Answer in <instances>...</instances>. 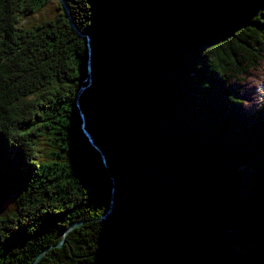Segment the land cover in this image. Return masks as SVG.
<instances>
[{
  "label": "trees",
  "instance_id": "16d2710c",
  "mask_svg": "<svg viewBox=\"0 0 264 264\" xmlns=\"http://www.w3.org/2000/svg\"><path fill=\"white\" fill-rule=\"evenodd\" d=\"M262 84L264 0H0V264H264Z\"/></svg>",
  "mask_w": 264,
  "mask_h": 264
},
{
  "label": "rangeland",
  "instance_id": "374dc122",
  "mask_svg": "<svg viewBox=\"0 0 264 264\" xmlns=\"http://www.w3.org/2000/svg\"><path fill=\"white\" fill-rule=\"evenodd\" d=\"M261 97L264 102V84L261 87ZM263 103H259V106ZM242 198L238 203V209L240 210V218L234 221L235 225L231 230V238L235 247L239 245H250L255 241L262 242L264 244V224L262 222L256 223L255 218L259 216L257 208H255V203L253 201V196L251 190L243 185L241 189ZM12 196L10 197L5 208L1 211L7 209L11 206ZM250 210H253L252 212Z\"/></svg>",
  "mask_w": 264,
  "mask_h": 264
},
{
  "label": "water",
  "instance_id": "95a60500",
  "mask_svg": "<svg viewBox=\"0 0 264 264\" xmlns=\"http://www.w3.org/2000/svg\"><path fill=\"white\" fill-rule=\"evenodd\" d=\"M61 2H63V0H61ZM63 7H64L65 12L68 13V7L66 6V4L63 3ZM88 64L91 65V64H90V60L88 61ZM90 140H92V139L90 138ZM101 156H102V158L104 159V155H103L102 153H101ZM103 161H104V160H103ZM110 209H111V206H110L109 210H110ZM110 211H111V210H110ZM262 223L264 224L263 221H262ZM73 226H74V224H71V225H70V228L73 227ZM35 263H36V262H34L33 264H35Z\"/></svg>",
  "mask_w": 264,
  "mask_h": 264
},
{
  "label": "bare ground",
  "instance_id": "6f19581e",
  "mask_svg": "<svg viewBox=\"0 0 264 264\" xmlns=\"http://www.w3.org/2000/svg\"><path fill=\"white\" fill-rule=\"evenodd\" d=\"M263 222H264V220H263Z\"/></svg>",
  "mask_w": 264,
  "mask_h": 264
}]
</instances>
